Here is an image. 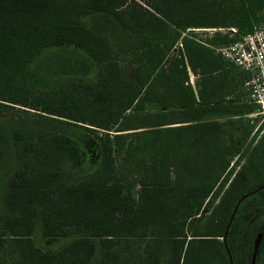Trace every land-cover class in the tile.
<instances>
[{"label": "trees", "instance_id": "16d2710c", "mask_svg": "<svg viewBox=\"0 0 264 264\" xmlns=\"http://www.w3.org/2000/svg\"><path fill=\"white\" fill-rule=\"evenodd\" d=\"M140 1L0 0V251L12 264H228L215 235L262 181L264 128L245 142L255 117L220 120L255 105L246 73L214 48L263 24L264 0ZM89 13L138 38L134 51L119 53ZM55 47L93 75L42 64ZM239 150L228 212L200 224Z\"/></svg>", "mask_w": 264, "mask_h": 264}, {"label": "flooded vegetation", "instance_id": "af4514ba", "mask_svg": "<svg viewBox=\"0 0 264 264\" xmlns=\"http://www.w3.org/2000/svg\"><path fill=\"white\" fill-rule=\"evenodd\" d=\"M262 129L261 125L254 127L251 135L256 131L261 132ZM257 138H254L253 142ZM240 155L241 150L234 155L227 169L234 164L235 158H237L238 165L239 162L243 165L245 157H240ZM235 172L221 186L218 181L203 198L196 214L200 224L203 221H209L210 223L223 221L224 215L228 212V206L232 203V193L228 189L233 181ZM224 173L220 178H222ZM261 178L262 181L259 184L243 190L233 200L223 233L221 235H215L223 243H225L226 239L229 240L230 247L226 249L228 264H264V171ZM233 217L235 226L228 233V225Z\"/></svg>", "mask_w": 264, "mask_h": 264}, {"label": "rangeland", "instance_id": "374dc122", "mask_svg": "<svg viewBox=\"0 0 264 264\" xmlns=\"http://www.w3.org/2000/svg\"><path fill=\"white\" fill-rule=\"evenodd\" d=\"M138 1L141 2L140 0H138ZM141 3L144 5L143 2H141ZM81 20L86 25H88L92 28H95L96 30H98L102 33L107 34L109 39L113 43L114 47L116 48V50L119 53H126L127 55H130L137 46L138 38L129 37L127 35V32L125 30H123L122 28H118V27L112 28V26H110V23L108 22L109 19L107 17L105 19L104 15L98 16L96 14L89 13V14L83 15L81 17ZM191 29H192V31L197 32L198 36H202L204 34L203 33L204 31L209 32L213 28L192 27ZM177 44H178V42H177ZM63 51L64 50L62 48L55 47L54 49L45 52L44 54L41 55V58H40L41 63L49 65V66L54 67V68L58 67L59 69L62 70V72L64 71L63 74H70V75L75 76V77L84 76L83 78H85V77L90 78L93 75L94 64L92 62L85 59V57L82 55H78L77 56L78 59L71 61L69 56L63 54ZM49 59H51V62H48ZM135 67H136L135 64H132V65H130L129 63L127 64L128 71L134 70ZM186 70H187V82L191 85V87H193V89H195V87H196L195 86L196 75L190 70L188 65H186ZM61 76H63V75H61ZM20 114L25 115L24 112H20ZM26 115H28V113H26ZM247 117H252V116H248L246 112L236 111V112L231 113L230 115H227V116L220 118V120L222 122L231 123V124H233V122L236 120L235 124H237L238 123L237 119H239V118L244 119ZM255 118H256V120L258 119L257 117H255ZM61 125H62V127H65L66 131L68 133H70L71 135H73V136L78 135L79 127H77L76 125L69 123V122L62 123ZM261 128H264V123L261 124ZM252 129H251L249 135L246 137L245 142L251 140L252 138L254 139V138L258 137V135L261 133L260 131H256L251 135ZM248 137H250V138H248ZM234 155L229 157L227 167L230 165V162L234 158ZM236 159L237 158H235L234 164L232 166H230V168L227 169V167H226V171H230L229 175L226 179V182L228 181V179L231 178L232 173H234L236 171V169H238L241 166L240 162H239V165L237 164L238 161ZM149 165H150V162H149ZM136 187H137V185L135 186V189H136ZM37 240L38 239L36 238V241ZM40 242L41 241L38 240V243H40ZM0 264H12L11 261H9V257L5 254L4 248H2V250L0 251Z\"/></svg>", "mask_w": 264, "mask_h": 264}, {"label": "built area", "instance_id": "2783aa9c", "mask_svg": "<svg viewBox=\"0 0 264 264\" xmlns=\"http://www.w3.org/2000/svg\"><path fill=\"white\" fill-rule=\"evenodd\" d=\"M229 29L235 31L234 27ZM214 49L246 73L242 85L248 101L255 105V110L247 115L258 118L254 127L261 125L264 123V23Z\"/></svg>", "mask_w": 264, "mask_h": 264}]
</instances>
